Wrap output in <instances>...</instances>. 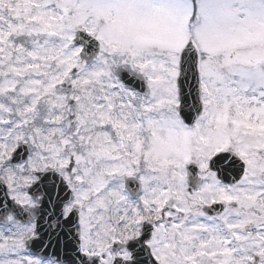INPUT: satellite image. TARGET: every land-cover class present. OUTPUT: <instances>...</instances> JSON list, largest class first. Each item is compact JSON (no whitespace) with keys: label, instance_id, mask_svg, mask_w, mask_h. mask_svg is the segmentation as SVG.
Returning <instances> with one entry per match:
<instances>
[{"label":"snow or ice","instance_id":"1","mask_svg":"<svg viewBox=\"0 0 264 264\" xmlns=\"http://www.w3.org/2000/svg\"><path fill=\"white\" fill-rule=\"evenodd\" d=\"M0 264H264V0H0Z\"/></svg>","mask_w":264,"mask_h":264}]
</instances>
